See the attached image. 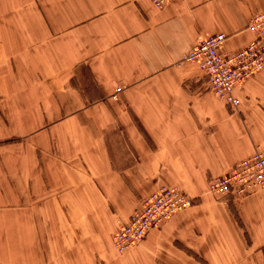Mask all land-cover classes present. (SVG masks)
I'll return each mask as SVG.
<instances>
[{"label": "crops", "instance_id": "1", "mask_svg": "<svg viewBox=\"0 0 264 264\" xmlns=\"http://www.w3.org/2000/svg\"><path fill=\"white\" fill-rule=\"evenodd\" d=\"M264 0H0V264H264V187L210 183L264 151V69L234 106L185 56L255 37ZM193 204L121 252L142 198ZM10 251V252H9Z\"/></svg>", "mask_w": 264, "mask_h": 264}, {"label": "built area", "instance_id": "2", "mask_svg": "<svg viewBox=\"0 0 264 264\" xmlns=\"http://www.w3.org/2000/svg\"><path fill=\"white\" fill-rule=\"evenodd\" d=\"M152 1L161 7L172 0ZM248 27L256 33V37L237 51L221 50L226 34L219 32L199 38L185 56L187 61L198 63L206 72L211 90L234 106L240 104L235 88L264 69V9L253 14ZM259 187H264V151L257 150L212 181L209 189L216 193L245 194ZM192 203V198L178 185H165L149 193L115 233L116 246L121 252L130 250L153 228Z\"/></svg>", "mask_w": 264, "mask_h": 264}, {"label": "rangeland", "instance_id": "3", "mask_svg": "<svg viewBox=\"0 0 264 264\" xmlns=\"http://www.w3.org/2000/svg\"><path fill=\"white\" fill-rule=\"evenodd\" d=\"M210 190V189H209ZM211 191V190H210ZM193 204V203H192ZM126 222V221H125ZM5 252V247H0V253H4ZM10 252V251H9Z\"/></svg>", "mask_w": 264, "mask_h": 264}]
</instances>
